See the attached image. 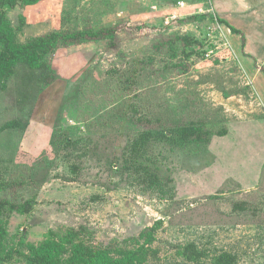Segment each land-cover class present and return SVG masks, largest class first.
I'll return each mask as SVG.
<instances>
[{
	"label": "rangeland",
	"instance_id": "obj_1",
	"mask_svg": "<svg viewBox=\"0 0 264 264\" xmlns=\"http://www.w3.org/2000/svg\"><path fill=\"white\" fill-rule=\"evenodd\" d=\"M4 17L14 45L51 31L115 34L114 44L60 45L47 56L49 84L26 88L19 67L1 78L0 199L29 200L32 209L8 216L0 264H27L32 244L69 228L94 247L126 241L147 254L144 264H197L181 257L188 242L207 252L199 264L221 251L264 264V166L255 186L241 188L206 173L213 155L203 143L155 142L146 162L173 198L124 167V147L139 131L195 119L215 132L260 112L209 0H38L5 7ZM184 34L199 41L188 59L177 39ZM14 119L25 127L2 129ZM236 201L247 209L234 211Z\"/></svg>",
	"mask_w": 264,
	"mask_h": 264
},
{
	"label": "trees",
	"instance_id": "obj_2",
	"mask_svg": "<svg viewBox=\"0 0 264 264\" xmlns=\"http://www.w3.org/2000/svg\"><path fill=\"white\" fill-rule=\"evenodd\" d=\"M38 0H0V80L12 77L15 70L24 68L26 74L24 79L26 88L31 85L35 88L36 83L49 84L53 80L50 64L47 56L52 54L58 47L69 44H78L86 40H98L109 38L110 44H114L115 29L111 27L99 29H77L75 31H51L41 34L32 40L14 45L11 42V34L3 28L4 8H14L17 5L31 4ZM221 24H225L232 32H240L225 20L216 17ZM181 54L188 59L193 50L191 45H199V41L193 35H178ZM172 57L177 56V49L173 46ZM184 70H188L187 66ZM27 91V90H26ZM26 91L21 92L20 102L27 101ZM18 119L10 120L4 124L2 129H16L25 127ZM227 133V128L218 131H211L205 126L203 120H190L187 123L164 127L162 129H145L136 133L130 138L124 147V167L126 170L134 172L141 180L145 188L155 191L160 197H174L175 190L167 181H163L159 174L152 169L145 158L149 147L158 141L169 143L172 146L184 147L188 143H203L204 146L210 142L213 135L223 136ZM32 209L29 200L24 203H14L5 199H0V258L3 250L5 238L8 235V216L12 212L27 213ZM234 211H244L247 209L246 201H236L232 205ZM157 224V223H155ZM154 226L145 230L152 232ZM58 238L41 241L38 245L30 246V254L25 256L27 264H144L147 254L142 250L131 249L126 241H113L108 244L97 246L87 245L80 239V233L73 228L65 232L56 233ZM135 239V238H133ZM53 243V244H52ZM206 250L200 249L194 242H188L181 248V257L184 263H197L206 258ZM7 257H9L7 255ZM209 264H240L235 254L227 251L213 254L209 258Z\"/></svg>",
	"mask_w": 264,
	"mask_h": 264
},
{
	"label": "crops",
	"instance_id": "obj_3",
	"mask_svg": "<svg viewBox=\"0 0 264 264\" xmlns=\"http://www.w3.org/2000/svg\"><path fill=\"white\" fill-rule=\"evenodd\" d=\"M223 33L251 86L260 112L226 124L227 133L213 135L206 145L213 155L208 175L231 178L242 188L255 186L264 166V0H209Z\"/></svg>",
	"mask_w": 264,
	"mask_h": 264
}]
</instances>
